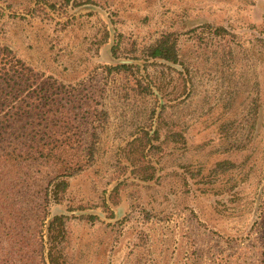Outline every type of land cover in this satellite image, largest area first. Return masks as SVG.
Returning a JSON list of instances; mask_svg holds the SVG:
<instances>
[{
	"label": "rangeland",
	"instance_id": "374dc122",
	"mask_svg": "<svg viewBox=\"0 0 264 264\" xmlns=\"http://www.w3.org/2000/svg\"><path fill=\"white\" fill-rule=\"evenodd\" d=\"M164 33L179 63L143 64ZM0 42L106 112L49 207L70 264H263L264 0H0Z\"/></svg>",
	"mask_w": 264,
	"mask_h": 264
},
{
	"label": "trees",
	"instance_id": "16d2710c",
	"mask_svg": "<svg viewBox=\"0 0 264 264\" xmlns=\"http://www.w3.org/2000/svg\"><path fill=\"white\" fill-rule=\"evenodd\" d=\"M221 30L213 32L219 36ZM175 45L173 34H161L143 49V64H178ZM128 69L106 65L104 71ZM77 87L35 72L0 42V264H70L67 217L49 207L61 203L68 179L90 166L97 127L106 115L93 101V89L86 91L85 82ZM98 91L101 95L103 86ZM172 140L182 138L174 133ZM229 166L226 161L214 165L220 172ZM150 177L144 172L142 180ZM262 256L264 264V248Z\"/></svg>",
	"mask_w": 264,
	"mask_h": 264
},
{
	"label": "water",
	"instance_id": "95a60500",
	"mask_svg": "<svg viewBox=\"0 0 264 264\" xmlns=\"http://www.w3.org/2000/svg\"><path fill=\"white\" fill-rule=\"evenodd\" d=\"M99 11V10H98ZM102 15H103V17H105V15L101 12V11H99ZM108 56V55H107ZM108 59H109V61L110 62H112V63H118L117 61H113L109 56L107 57ZM120 64H122V65H124V64H126V63H124V62H119ZM129 63V62H128Z\"/></svg>",
	"mask_w": 264,
	"mask_h": 264
}]
</instances>
